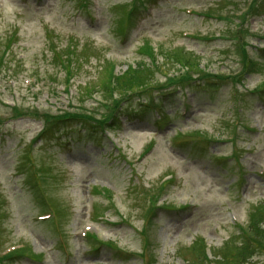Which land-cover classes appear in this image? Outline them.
<instances>
[{"label": "rangeland", "instance_id": "1", "mask_svg": "<svg viewBox=\"0 0 264 264\" xmlns=\"http://www.w3.org/2000/svg\"><path fill=\"white\" fill-rule=\"evenodd\" d=\"M132 1L0 0V264H264V0Z\"/></svg>", "mask_w": 264, "mask_h": 264}, {"label": "trees", "instance_id": "2", "mask_svg": "<svg viewBox=\"0 0 264 264\" xmlns=\"http://www.w3.org/2000/svg\"><path fill=\"white\" fill-rule=\"evenodd\" d=\"M145 73L143 70L138 66L137 69H132L130 72L124 74L123 76H115L110 80V83H113L115 86H123L126 89H132L136 87L137 85L143 83L144 81ZM108 87L107 85L103 86V90L105 93V88ZM111 98V96H110ZM114 102V100H112ZM116 102V101H115ZM117 110H114L113 113H111L110 117H113V114L115 115V112ZM107 119V118H106ZM48 120L46 119V126L44 130H42L41 135L48 136L49 132H57L64 129H67L68 126H70L71 121L67 119H56L55 122L51 123V126H48ZM261 211V210H259ZM262 225L261 221H257L256 219H252L248 222L246 228H247V235H246V228L243 229L242 226H240V231L244 234L245 237H243V234L240 232V236L242 237L240 243L236 246L235 250V256L237 259L241 261V264H243L245 261H247L254 251L259 248V246H262V243L260 242L259 238L263 234V229L260 227ZM202 251V249L200 250ZM203 255H206L203 253ZM204 260L201 261V264H223L224 258L220 255L215 256L212 260H209L204 256ZM206 261V263H204Z\"/></svg>", "mask_w": 264, "mask_h": 264}]
</instances>
